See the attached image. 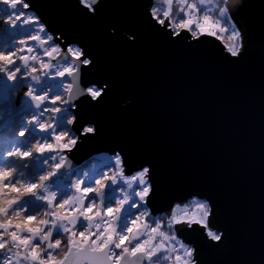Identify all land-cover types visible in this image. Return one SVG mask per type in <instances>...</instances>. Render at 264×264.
<instances>
[{
	"label": "snow or ice",
	"instance_id": "obj_1",
	"mask_svg": "<svg viewBox=\"0 0 264 264\" xmlns=\"http://www.w3.org/2000/svg\"><path fill=\"white\" fill-rule=\"evenodd\" d=\"M0 12V141L11 147L0 152V264H245L240 216L215 177L113 124L138 105L117 60L256 69L264 102V0H0ZM90 142L106 145L91 170L57 182L68 152Z\"/></svg>",
	"mask_w": 264,
	"mask_h": 264
},
{
	"label": "water",
	"instance_id": "obj_2",
	"mask_svg": "<svg viewBox=\"0 0 264 264\" xmlns=\"http://www.w3.org/2000/svg\"><path fill=\"white\" fill-rule=\"evenodd\" d=\"M117 68L138 105L113 124L127 120L149 144L212 174L238 211L246 256L258 260L264 254V102L258 70L217 73L139 51L122 54ZM105 148L90 142L68 152L64 172Z\"/></svg>",
	"mask_w": 264,
	"mask_h": 264
},
{
	"label": "clouds",
	"instance_id": "obj_3",
	"mask_svg": "<svg viewBox=\"0 0 264 264\" xmlns=\"http://www.w3.org/2000/svg\"><path fill=\"white\" fill-rule=\"evenodd\" d=\"M50 115H53V114H50ZM124 124L126 126L127 122H124ZM35 159H36V157L34 155L33 156V160H35ZM50 159H51L50 156L47 159L45 158V156H43V158L39 161V163L44 166V170H47V168L50 167L51 164L53 163V159H51V162H50ZM31 163H32V161H24L23 162V166L24 167H28ZM12 167H14L16 169V173H17L16 178H17V180L21 179L22 177L24 179L28 178L24 174V171H23V168L21 167V162L20 161H17L15 165H12ZM69 179L72 182V177H70ZM65 183H67V182H65ZM50 188H52V182L51 181L47 185L44 186L42 191H47ZM37 212H38V214H42L43 213V209H37ZM244 261H245V264H264V259H262L261 256H260V258L258 260H253V259H250L247 256H245L244 257Z\"/></svg>",
	"mask_w": 264,
	"mask_h": 264
},
{
	"label": "rangeland",
	"instance_id": "obj_4",
	"mask_svg": "<svg viewBox=\"0 0 264 264\" xmlns=\"http://www.w3.org/2000/svg\"><path fill=\"white\" fill-rule=\"evenodd\" d=\"M14 27V26H13ZM228 40V36L225 35L224 36V41L226 42ZM26 90V89H25ZM47 107V105H46ZM45 109H41V112H44ZM59 130V129H57ZM36 132H39V129H35ZM42 136V134H41ZM49 156L51 157V159H53V156H55L56 158H58L59 153H53V154H49V155H45V158H49ZM50 159V160H51ZM97 157L96 155H93L91 157H89L88 159H86L84 162H82L81 164H79L78 166L64 172V174H62L61 176L56 177V181L60 182V183H71V180L69 179L71 176L73 175H81L84 171H90L91 170V166L95 163ZM184 211V209H177V212H182Z\"/></svg>",
	"mask_w": 264,
	"mask_h": 264
},
{
	"label": "trees",
	"instance_id": "obj_5",
	"mask_svg": "<svg viewBox=\"0 0 264 264\" xmlns=\"http://www.w3.org/2000/svg\"><path fill=\"white\" fill-rule=\"evenodd\" d=\"M4 23H5V21L3 19L2 12H0V27H2ZM23 91H25V89H22L19 92L13 91V96L14 97L22 96L23 95ZM3 119H4L3 114L0 113V125H2ZM29 135L30 134H27L26 133V135L24 137L25 142H27L29 140ZM40 138L43 139L44 138V135L42 134V136ZM20 146H23V145H20ZM5 148H7L8 151H11L10 145H7L3 141H0V152H3L5 150ZM36 155L39 156L41 154H36ZM50 162H51V160H50ZM16 175H17V173H16Z\"/></svg>",
	"mask_w": 264,
	"mask_h": 264
}]
</instances>
